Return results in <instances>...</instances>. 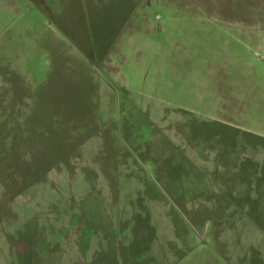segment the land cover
Returning <instances> with one entry per match:
<instances>
[{
    "label": "rangeland",
    "instance_id": "374dc122",
    "mask_svg": "<svg viewBox=\"0 0 264 264\" xmlns=\"http://www.w3.org/2000/svg\"><path fill=\"white\" fill-rule=\"evenodd\" d=\"M0 264H264V0H0Z\"/></svg>",
    "mask_w": 264,
    "mask_h": 264
}]
</instances>
